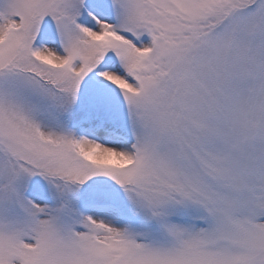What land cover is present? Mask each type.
Listing matches in <instances>:
<instances>
[{"label": "snow or ice", "instance_id": "obj_1", "mask_svg": "<svg viewBox=\"0 0 264 264\" xmlns=\"http://www.w3.org/2000/svg\"><path fill=\"white\" fill-rule=\"evenodd\" d=\"M0 264H264V0H0Z\"/></svg>", "mask_w": 264, "mask_h": 264}]
</instances>
